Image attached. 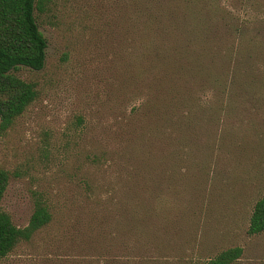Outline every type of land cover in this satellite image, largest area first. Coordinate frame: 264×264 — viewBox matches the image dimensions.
I'll list each match as a JSON object with an SVG mask.
<instances>
[{
	"label": "rangeland",
	"instance_id": "obj_1",
	"mask_svg": "<svg viewBox=\"0 0 264 264\" xmlns=\"http://www.w3.org/2000/svg\"><path fill=\"white\" fill-rule=\"evenodd\" d=\"M36 100L0 133V264H264V0H52Z\"/></svg>",
	"mask_w": 264,
	"mask_h": 264
},
{
	"label": "trees",
	"instance_id": "obj_2",
	"mask_svg": "<svg viewBox=\"0 0 264 264\" xmlns=\"http://www.w3.org/2000/svg\"><path fill=\"white\" fill-rule=\"evenodd\" d=\"M52 0H0V133L6 132L36 100L34 84L15 75L20 68L39 71L44 67L47 41L39 30L35 12L47 11ZM8 185V173L0 168V201ZM50 212L43 202L35 204L29 223L16 227L10 216L0 212V261L10 254L20 241L49 224ZM264 232V195L256 202L248 233ZM242 255L239 247L229 248L206 264H233Z\"/></svg>",
	"mask_w": 264,
	"mask_h": 264
}]
</instances>
